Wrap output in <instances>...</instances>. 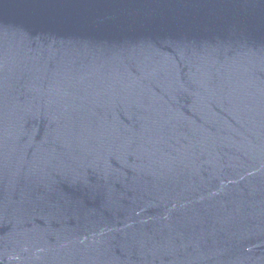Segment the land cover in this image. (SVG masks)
Instances as JSON below:
<instances>
[{"label":"water","instance_id":"95a60500","mask_svg":"<svg viewBox=\"0 0 264 264\" xmlns=\"http://www.w3.org/2000/svg\"><path fill=\"white\" fill-rule=\"evenodd\" d=\"M0 264H264V0H0Z\"/></svg>","mask_w":264,"mask_h":264}]
</instances>
